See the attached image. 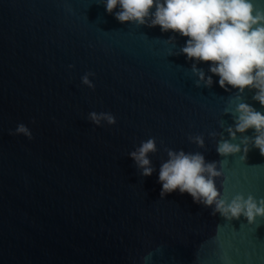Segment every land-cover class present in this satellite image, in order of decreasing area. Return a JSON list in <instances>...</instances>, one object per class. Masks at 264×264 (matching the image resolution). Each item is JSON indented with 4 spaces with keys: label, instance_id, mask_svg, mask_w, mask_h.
I'll return each mask as SVG.
<instances>
[{
    "label": "water",
    "instance_id": "95a60500",
    "mask_svg": "<svg viewBox=\"0 0 264 264\" xmlns=\"http://www.w3.org/2000/svg\"><path fill=\"white\" fill-rule=\"evenodd\" d=\"M186 40L121 23L103 0H0V264H264V218L224 220L179 190L161 198L167 149L222 159L225 197H264L259 150L221 157L220 136L208 135L228 138L237 90L208 62L197 67L213 84L196 87L193 61L178 54ZM89 72L93 88L81 82ZM254 91L242 101L264 114ZM92 111L116 122L96 125ZM21 123L31 139L15 133ZM198 134L203 147L188 139ZM150 137L143 176L129 153Z\"/></svg>",
    "mask_w": 264,
    "mask_h": 264
},
{
    "label": "clouds",
    "instance_id": "9594fccd",
    "mask_svg": "<svg viewBox=\"0 0 264 264\" xmlns=\"http://www.w3.org/2000/svg\"><path fill=\"white\" fill-rule=\"evenodd\" d=\"M103 4L105 11L121 23L159 26L161 32L171 31L187 37L178 54L193 61L191 72L196 77L195 86L213 84L212 75H206L204 69L197 67V63L208 62V71L219 77V86L226 91L228 86L236 89V99L241 101L233 109H225L233 119V124L224 128L227 139L222 133H208L213 138L220 136L216 152L225 158L241 153V159L245 160L251 146L264 156V114L243 102L241 97L245 89L255 90L252 99L264 107V8L256 7L255 0H103ZM117 7L119 10L113 12ZM174 39L169 37L165 42L172 43ZM91 75L94 73L81 77V82L89 88L94 87L89 80ZM88 119L96 125L101 121L110 125L116 122L108 112L92 111ZM249 129L253 130L252 135H243ZM15 133L29 139L32 135L22 123L17 125ZM237 133L241 134L239 143H232ZM188 139L199 147L204 146L201 134L190 135ZM156 150L155 138L150 137L129 153L142 169L141 175L152 174L148 153ZM167 157L158 175L161 198L179 190L188 193L195 203L211 208L212 215L218 213L224 220L243 217L248 224H253L257 218H264V197L236 192L228 198L217 187L216 180L223 175L218 167L222 159L208 162L201 152L172 149H167ZM221 259L227 264L229 258L223 255Z\"/></svg>",
    "mask_w": 264,
    "mask_h": 264
}]
</instances>
